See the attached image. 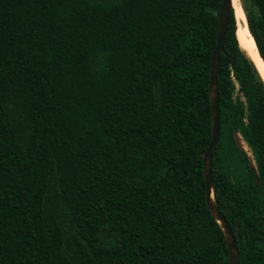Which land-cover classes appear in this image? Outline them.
I'll return each mask as SVG.
<instances>
[{"label":"trees","instance_id":"16d2710c","mask_svg":"<svg viewBox=\"0 0 264 264\" xmlns=\"http://www.w3.org/2000/svg\"><path fill=\"white\" fill-rule=\"evenodd\" d=\"M249 1L264 61V0ZM220 6L0 0V264H229L202 159ZM217 83L214 198L238 264H264V79L233 8ZM225 152H239V173Z\"/></svg>","mask_w":264,"mask_h":264},{"label":"water","instance_id":"95a60500","mask_svg":"<svg viewBox=\"0 0 264 264\" xmlns=\"http://www.w3.org/2000/svg\"><path fill=\"white\" fill-rule=\"evenodd\" d=\"M231 8L232 0H221L220 13L217 25L216 45L213 49L209 63L208 97L211 109V138L205 152L203 153L202 159L206 205L224 235L228 253V263L238 264V250L236 240L234 238L230 226L228 225L227 220L219 211L214 198L211 170V157L218 142L221 125L217 75L219 69L220 54L223 51V45L229 23V15L231 12Z\"/></svg>","mask_w":264,"mask_h":264},{"label":"rangeland","instance_id":"374dc122","mask_svg":"<svg viewBox=\"0 0 264 264\" xmlns=\"http://www.w3.org/2000/svg\"><path fill=\"white\" fill-rule=\"evenodd\" d=\"M240 2L242 3V5L246 11V14H247L246 9L251 10L255 14H258L257 8L249 0H240ZM231 76H232L233 83L235 85L233 97H234V99L241 100L244 104L245 109H246L247 108L246 101H245V98H244L242 92L240 91V85L238 83V80L234 77L233 74ZM245 113H247V109L245 110ZM233 136H234V140H235V143H236L238 149L241 151H244L247 154L250 166L257 172L256 163H255V160H254V157L252 154V150H251L250 146L248 145L247 141L239 133L238 134L234 133ZM225 153H227V154H225L224 161H223V165H224L225 170L227 172H229L231 175L239 173L240 167H241V163L239 162V159H240L239 152H236L233 154H228V152H225Z\"/></svg>","mask_w":264,"mask_h":264},{"label":"bare ground","instance_id":"6f19581e","mask_svg":"<svg viewBox=\"0 0 264 264\" xmlns=\"http://www.w3.org/2000/svg\"><path fill=\"white\" fill-rule=\"evenodd\" d=\"M232 8L237 20V37L241 46L246 50L250 58L257 66L262 78L264 79V62L260 57L256 43L250 33L245 10L240 0H232Z\"/></svg>","mask_w":264,"mask_h":264}]
</instances>
